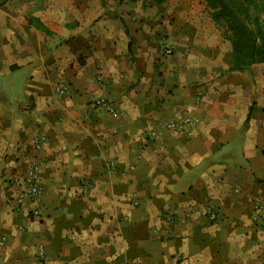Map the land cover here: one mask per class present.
<instances>
[{
	"label": "crops",
	"instance_id": "crops-1",
	"mask_svg": "<svg viewBox=\"0 0 264 264\" xmlns=\"http://www.w3.org/2000/svg\"><path fill=\"white\" fill-rule=\"evenodd\" d=\"M230 64L203 0H0V264H264V72Z\"/></svg>",
	"mask_w": 264,
	"mask_h": 264
},
{
	"label": "trees",
	"instance_id": "trees-1",
	"mask_svg": "<svg viewBox=\"0 0 264 264\" xmlns=\"http://www.w3.org/2000/svg\"><path fill=\"white\" fill-rule=\"evenodd\" d=\"M115 1L120 3L122 0ZM203 1L212 21L230 44L231 64L228 70L264 64V0ZM37 26L40 27L39 24Z\"/></svg>",
	"mask_w": 264,
	"mask_h": 264
},
{
	"label": "built area",
	"instance_id": "built-area-1",
	"mask_svg": "<svg viewBox=\"0 0 264 264\" xmlns=\"http://www.w3.org/2000/svg\"><path fill=\"white\" fill-rule=\"evenodd\" d=\"M166 53H170L171 50L169 48L165 49ZM55 94L60 96L64 92V86L62 84H58L54 87ZM92 105L94 107H100L111 113L113 116L117 115L118 112L114 109L106 100L102 98H96L92 101ZM166 127H178L175 124L169 123ZM23 185L24 189L20 192L18 196V200L28 198L31 201L37 200L41 190L38 185V171L37 165L31 166V168L25 173L23 176ZM253 207L256 212V219L259 220L260 224H262L264 228V201L262 200H254ZM32 213L36 214L37 210L32 209ZM207 216L210 219L215 217L213 211H208ZM177 264H183V261L178 260Z\"/></svg>",
	"mask_w": 264,
	"mask_h": 264
},
{
	"label": "rangeland",
	"instance_id": "rangeland-1",
	"mask_svg": "<svg viewBox=\"0 0 264 264\" xmlns=\"http://www.w3.org/2000/svg\"><path fill=\"white\" fill-rule=\"evenodd\" d=\"M257 67H261V70L264 72V64H262V65H257ZM34 209V208H33ZM31 212H32V210H31Z\"/></svg>",
	"mask_w": 264,
	"mask_h": 264
}]
</instances>
